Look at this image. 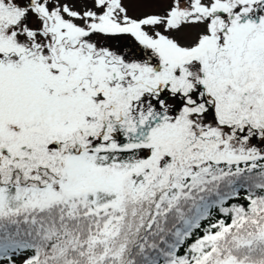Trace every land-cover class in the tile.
I'll use <instances>...</instances> for the list:
<instances>
[{
  "label": "snow or ice",
  "instance_id": "1",
  "mask_svg": "<svg viewBox=\"0 0 264 264\" xmlns=\"http://www.w3.org/2000/svg\"><path fill=\"white\" fill-rule=\"evenodd\" d=\"M0 264H264V0H0Z\"/></svg>",
  "mask_w": 264,
  "mask_h": 264
}]
</instances>
